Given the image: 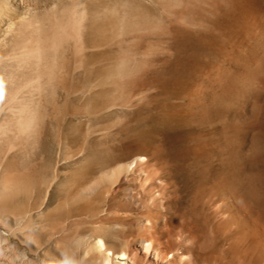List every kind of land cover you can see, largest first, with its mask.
Wrapping results in <instances>:
<instances>
[{
    "label": "rangeland",
    "instance_id": "obj_1",
    "mask_svg": "<svg viewBox=\"0 0 264 264\" xmlns=\"http://www.w3.org/2000/svg\"><path fill=\"white\" fill-rule=\"evenodd\" d=\"M125 1L129 0L106 3ZM137 1L144 11L146 3ZM157 1L156 32L137 33L122 44L136 55L130 60L131 65L136 62L135 71L121 79L107 77L118 53L115 46L95 50L98 56L92 65L83 56L77 70L69 56L39 141L29 140L11 153L22 165L15 166L16 172L2 173L0 181L22 184L26 196L6 206L0 233L20 224L33 234L17 236L13 241L18 245L10 252L58 244L49 258L57 257L59 264H80V253L68 252L71 240L63 239L62 232L67 223H74L73 229L87 234L90 221L74 212L68 220L58 214L82 186L99 176L80 178L85 161L143 156L150 167L124 178L121 193L139 197L140 186L147 188L155 180L148 198H157V186L168 182L167 196L165 209L158 201L135 227L127 264H168L172 255L179 257L183 251L194 264H256V259L264 264V252L250 235L254 220L264 226V216L259 215L264 210V0ZM80 2L0 0V53L23 19L56 5L69 9ZM104 24L98 27V41L104 39ZM107 98L135 102L118 113L121 126L110 131L88 129L87 113ZM56 170L60 179L48 192ZM155 172L159 180L154 179ZM230 175L237 195L249 192V250L212 229L219 220L211 215L212 204L220 205L222 183ZM192 211L200 222L194 232L180 219ZM151 223L164 226L153 239ZM177 247L181 251L175 252ZM155 250L168 253L167 260L157 257Z\"/></svg>",
    "mask_w": 264,
    "mask_h": 264
},
{
    "label": "bare ground",
    "instance_id": "obj_2",
    "mask_svg": "<svg viewBox=\"0 0 264 264\" xmlns=\"http://www.w3.org/2000/svg\"><path fill=\"white\" fill-rule=\"evenodd\" d=\"M143 1L146 3L144 11L137 0L115 2L110 6L106 0H82L69 9L56 5L49 10L33 13L29 19L16 24L13 39L5 46V51L0 53V175L4 172H16L18 170L15 166L22 165L17 164V155H11L14 150L18 147L22 149L29 140L35 143L39 141L46 112L54 107L56 92L63 84L59 78L67 73L69 56L74 63L73 69L77 70L81 68L82 63L79 61L83 56L92 65L98 56L94 54L95 50L115 46L118 53L111 59L113 62L107 77L121 79L135 71L136 62L132 66L130 60L136 55L125 51L122 44L126 38L133 39L137 33L152 35L157 29L154 11L158 1ZM102 22H105L102 31L105 35L102 41H98V27ZM12 30L13 25L9 33ZM148 42L150 48V37ZM134 102L133 99L126 102L122 98H107L101 104H93L86 115L89 120L88 129L96 127L100 131H110L121 126L123 120L116 118L118 113L132 108ZM109 112L114 113L105 115ZM114 116L115 119L112 118ZM123 118L126 117L123 115ZM85 162L80 178L89 179L95 173L99 176L82 186L60 208L58 216L63 220H68L73 212L78 217L84 216L90 221L91 231L81 235V231L73 229L74 223H67L63 228L62 238L71 240L67 246L68 252L80 253V264H127L131 260L129 249L134 240V229L147 213L150 214L151 208L156 207L158 201L159 204L162 202L161 207L164 208L168 182L157 186V198L153 195L148 198L153 193L155 180L147 188H144V184L140 186L142 191H139V197L132 194L127 197L121 193L123 179L134 178L136 171L148 169L150 163L145 157H105ZM159 178L161 176L155 172L154 179ZM59 179L60 173L56 170L53 181L48 185V192ZM233 182L231 175L223 180L220 205L214 202L212 204L214 209L211 215L219 218L212 229L224 234L229 242L243 245L249 250V192L243 191L241 195H237L233 191ZM22 189L23 185L20 183L0 181L2 219H5L6 206L12 205L20 197L25 198L26 193ZM259 215L264 216V210ZM180 219L193 232L199 227L197 212L187 213ZM162 227H155L151 223L153 231L149 232V237L153 239L154 234L159 233L157 231H161ZM24 233L33 234L30 228L20 224L0 233V264H59L57 257H48L53 247L58 250V244L49 246L47 243L43 248L33 246L27 250L22 249L19 254L10 252V249L14 250L18 245L13 240ZM250 235L259 242V250L264 252V226L261 221H253ZM189 238H192L191 234ZM170 242L172 243L171 240ZM150 249L149 246L146 251L149 252ZM179 251L181 249L177 247L175 252ZM155 252L157 257L167 260L168 253L158 250ZM186 258L187 254L183 251L179 257L172 255L168 264H174L177 260L180 264H194L191 258ZM258 262L256 259V264Z\"/></svg>",
    "mask_w": 264,
    "mask_h": 264
}]
</instances>
